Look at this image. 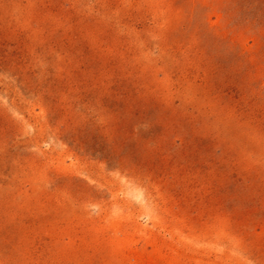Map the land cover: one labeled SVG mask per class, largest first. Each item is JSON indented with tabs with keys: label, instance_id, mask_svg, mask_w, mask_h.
<instances>
[{
	"label": "rangeland",
	"instance_id": "374dc122",
	"mask_svg": "<svg viewBox=\"0 0 264 264\" xmlns=\"http://www.w3.org/2000/svg\"><path fill=\"white\" fill-rule=\"evenodd\" d=\"M0 264H264V0H0Z\"/></svg>",
	"mask_w": 264,
	"mask_h": 264
}]
</instances>
